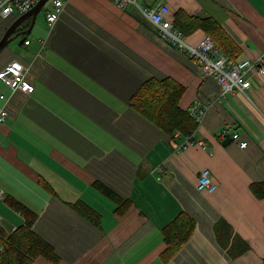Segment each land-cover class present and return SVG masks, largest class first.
Listing matches in <instances>:
<instances>
[{
    "label": "crops",
    "instance_id": "obj_1",
    "mask_svg": "<svg viewBox=\"0 0 264 264\" xmlns=\"http://www.w3.org/2000/svg\"><path fill=\"white\" fill-rule=\"evenodd\" d=\"M158 2L169 5L173 21L177 10L217 19L226 45L235 46L222 53L264 64V0L141 1ZM8 19H0L2 35L15 20ZM46 26L47 35L39 27L37 39L26 34L28 45L20 37L18 51L3 50L0 67L20 61L33 90L0 83L7 111L0 124V232L25 224L5 200L13 197L35 213L32 230L59 256L34 264H261L264 197L251 186L264 183V75L255 71L243 93L221 96L217 81L160 39L133 4L66 0ZM204 34L185 35L195 44ZM149 78L184 85L182 109L195 101L207 106L186 148L177 150L183 137L169 139L131 108L130 97ZM223 128L247 145H224ZM203 168L218 185L214 192L196 187ZM100 186L131 205L119 214ZM77 202L99 215L96 225L72 208ZM180 214L193 219L194 230L165 260L162 229Z\"/></svg>",
    "mask_w": 264,
    "mask_h": 264
},
{
    "label": "trees",
    "instance_id": "obj_2",
    "mask_svg": "<svg viewBox=\"0 0 264 264\" xmlns=\"http://www.w3.org/2000/svg\"><path fill=\"white\" fill-rule=\"evenodd\" d=\"M173 22L174 26L184 34H190L197 29L203 30L211 36L223 52L235 50L234 45L231 47L226 45V42L230 40L229 37L221 29L219 21L211 16H190L182 10H177ZM9 25L10 23L6 28ZM21 38H23L22 44L29 40V36L26 34ZM229 43L231 44L230 41ZM184 92L185 86L173 79L149 78L132 94L130 106L136 113L166 133L169 139H174L175 131H179L182 135H192L198 123L191 116L189 110L182 109L179 105ZM96 186L99 188L98 185ZM100 187L107 197L118 204L116 211L119 214L123 212L122 208L124 210L131 205L128 199L122 198L115 191L106 186ZM251 191L257 198L264 197V183L253 184ZM5 200L12 208L24 215L25 224L8 235H3L0 232V264H34L38 257L58 262L59 256L55 253L52 245L32 230L36 219L35 213L13 197H6ZM71 206L92 224L98 223L99 215L85 203L77 202ZM194 226L195 223L190 216L180 214L163 227L165 249L162 256L165 260L173 256L189 240ZM261 264H264V259Z\"/></svg>",
    "mask_w": 264,
    "mask_h": 264
},
{
    "label": "built area",
    "instance_id": "obj_3",
    "mask_svg": "<svg viewBox=\"0 0 264 264\" xmlns=\"http://www.w3.org/2000/svg\"><path fill=\"white\" fill-rule=\"evenodd\" d=\"M38 0H0V19L18 17L30 10ZM52 10L46 11V20L49 24H54L58 15L63 11L66 0H50ZM117 6L124 9L127 5H135L143 15L155 25L160 39L177 47L180 51L187 53L194 59L201 68L204 76L213 77L220 86V95L225 96L229 93H243L251 85L249 74L257 71L264 75V64L258 61L242 59L231 61L229 56L222 53L212 38L204 34L195 44L186 40V35L174 26L171 9L167 3L158 2L154 6H145L142 0H113ZM29 40L24 44L28 45ZM0 83L11 89H21L30 93L33 87L25 80L24 65L12 59L4 66L0 67ZM5 95L0 92V100H5ZM191 116L200 124L206 114L207 106L199 101H195L188 108ZM7 117V111L0 106V124ZM228 128H223L219 133L220 138L230 136L231 140L238 141L240 147L247 145L246 141L239 140L237 132L228 133ZM174 136L183 137V142L177 150L184 149L192 141V135H182L179 131L174 132ZM198 144L204 147V142L199 140ZM196 187L199 191L214 192L218 185L214 181L208 168H203L199 172Z\"/></svg>",
    "mask_w": 264,
    "mask_h": 264
},
{
    "label": "water",
    "instance_id": "obj_4",
    "mask_svg": "<svg viewBox=\"0 0 264 264\" xmlns=\"http://www.w3.org/2000/svg\"><path fill=\"white\" fill-rule=\"evenodd\" d=\"M47 0H38L37 3L27 12H25L22 15H19L5 30L3 33L1 39H0V51L1 49L11 40L18 36H22L27 34L29 31H31L33 24L35 22L36 16L38 12L41 10L43 5L46 3ZM30 18V25L26 30L18 31L16 32L18 26L26 19ZM23 41V38H21ZM231 138L229 136H226L223 144H227Z\"/></svg>",
    "mask_w": 264,
    "mask_h": 264
},
{
    "label": "rangeland",
    "instance_id": "obj_5",
    "mask_svg": "<svg viewBox=\"0 0 264 264\" xmlns=\"http://www.w3.org/2000/svg\"><path fill=\"white\" fill-rule=\"evenodd\" d=\"M51 8V1L50 0H47L46 3L43 5V7L41 8V10L38 12L37 16H36V19H35V22H34V25H33V28L31 29L29 33V36L32 37L37 28L41 27V29L45 32V33H41L40 36H45L47 35V32H48V28L46 26V11L49 10ZM9 20V19H8ZM30 22V18L24 20L21 24H20V28H19V31H23V30H26L27 28H24L26 25H28ZM7 29V28H6ZM5 29V30H6ZM5 32V31H4ZM3 32V33H4ZM18 32V30L16 31ZM2 34H0L1 36ZM37 36V34H36ZM2 37V36H1ZM0 37V39H1ZM34 37V36H33ZM35 39H37L38 37H34ZM20 41V36L14 38V39H11L2 49H1V53H0V64L5 60L4 58V51L6 48H9L11 49L13 52L14 51H18L19 50V46H18V42ZM4 50V51H3ZM12 60V59H11Z\"/></svg>",
    "mask_w": 264,
    "mask_h": 264
}]
</instances>
